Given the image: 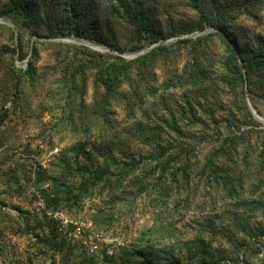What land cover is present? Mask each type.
<instances>
[{"label":"rangeland","instance_id":"374dc122","mask_svg":"<svg viewBox=\"0 0 264 264\" xmlns=\"http://www.w3.org/2000/svg\"><path fill=\"white\" fill-rule=\"evenodd\" d=\"M71 1L0 0V264H264V0Z\"/></svg>","mask_w":264,"mask_h":264},{"label":"trees","instance_id":"16d2710c","mask_svg":"<svg viewBox=\"0 0 264 264\" xmlns=\"http://www.w3.org/2000/svg\"><path fill=\"white\" fill-rule=\"evenodd\" d=\"M80 1L81 0H72L71 1V9L74 12L77 11ZM189 1L191 3V6L201 14L202 19L197 25L198 28L202 29L204 27L205 22H207L210 25L213 24V20L206 17L205 12L199 7L197 0H189ZM216 1L217 0H212V2H214V3ZM226 4H224V7ZM229 9H231V8L229 7ZM17 11L24 13L25 15H29L28 13L30 12V5L27 3V1L22 2L20 4L19 9H17ZM127 12H129V11H127ZM131 14H132L131 16L133 18V22L135 24V27H136V29L140 35H142V34L160 35V31H158V29L155 26H151L146 21L138 2L134 3V11ZM216 26H217V28H221V25H219V24ZM188 30L193 31L192 28H189ZM71 31L74 32L75 30L72 28ZM94 39L100 40L102 43L107 42L105 39H102L98 36L94 37ZM230 55H231V59L235 62L236 74L241 78L242 81H244V75H243V70L241 68H244L245 72L248 75H250V73L256 69L264 68V47L258 48L255 53H249L248 54L245 49L238 50L237 47L235 46V47L231 48V54ZM239 58L243 61V66H238L236 64V62L238 61ZM122 73L123 72H122L121 66L111 65L110 70L108 72V81L106 82L107 89L110 88L111 82H113V79L116 77H121ZM52 231H53L54 235H58L57 226L53 227ZM205 255L208 256L207 258H208L209 264H218L215 261L214 256L210 252L205 253Z\"/></svg>","mask_w":264,"mask_h":264},{"label":"built area","instance_id":"2783aa9c","mask_svg":"<svg viewBox=\"0 0 264 264\" xmlns=\"http://www.w3.org/2000/svg\"><path fill=\"white\" fill-rule=\"evenodd\" d=\"M50 217L58 224L59 230L64 232L70 240L81 242L82 244L89 246V242L84 236V231L86 229L85 223L79 219L69 218L61 211L50 213Z\"/></svg>","mask_w":264,"mask_h":264},{"label":"water","instance_id":"95a60500","mask_svg":"<svg viewBox=\"0 0 264 264\" xmlns=\"http://www.w3.org/2000/svg\"><path fill=\"white\" fill-rule=\"evenodd\" d=\"M250 110L253 112L254 116L258 119H260L259 115L255 112V110L253 109V107L249 104Z\"/></svg>","mask_w":264,"mask_h":264}]
</instances>
